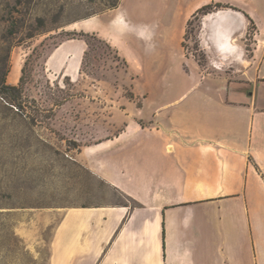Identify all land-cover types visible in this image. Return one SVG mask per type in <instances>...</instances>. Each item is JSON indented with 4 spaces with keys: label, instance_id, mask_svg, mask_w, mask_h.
Masks as SVG:
<instances>
[{
    "label": "rangeland",
    "instance_id": "obj_1",
    "mask_svg": "<svg viewBox=\"0 0 264 264\" xmlns=\"http://www.w3.org/2000/svg\"><path fill=\"white\" fill-rule=\"evenodd\" d=\"M112 1L0 0V264H58V227L66 212L136 204L90 171L82 161L88 155H80L85 146L115 137L129 119L147 123L156 107L167 108L181 94L264 98L257 63L210 57L200 37L205 15L191 16L184 26L153 25L146 38L139 28L108 25L123 8V0L107 8ZM148 1L136 15L153 16ZM221 4L209 10L240 9ZM90 17L102 26L74 25ZM109 33L120 48L103 37ZM260 42L254 22L237 41L246 59L255 60L263 53L254 49ZM3 84L20 91L3 93ZM188 101L191 109L192 97Z\"/></svg>",
    "mask_w": 264,
    "mask_h": 264
},
{
    "label": "crops",
    "instance_id": "obj_2",
    "mask_svg": "<svg viewBox=\"0 0 264 264\" xmlns=\"http://www.w3.org/2000/svg\"><path fill=\"white\" fill-rule=\"evenodd\" d=\"M141 1L123 0L108 25L139 28L147 38L153 25L184 26L204 5L237 6L203 17L202 45L215 62L258 64L264 83V0H150V18L135 14ZM249 22L261 41L258 60L246 59L237 43ZM103 37L120 48L111 33ZM198 95L181 94L147 123L129 119L115 137L84 147L90 171L136 204L66 212L58 264H264V98ZM173 107L175 114L165 113Z\"/></svg>",
    "mask_w": 264,
    "mask_h": 264
},
{
    "label": "trees",
    "instance_id": "obj_3",
    "mask_svg": "<svg viewBox=\"0 0 264 264\" xmlns=\"http://www.w3.org/2000/svg\"><path fill=\"white\" fill-rule=\"evenodd\" d=\"M118 4H119V0H114V1H112V2H110V3H108L107 4V8H115V7H117L118 6ZM215 6H222V4L221 3H210V4H207V5H204V6H202V7H200L193 15H192V18L194 19V18H196V17H198V15L199 14H203V15H207L208 13H210V12H212L211 10H209V9H212L213 7H215ZM248 17H249V15L248 14H246ZM192 18L189 20V25L190 24H192ZM251 20H252V18H251ZM77 33V32H76ZM75 33V34H76ZM2 87H3V93H5L4 92V90L5 91H8V92H19L20 91V88L18 87V86H16V85H11V84H3L2 85Z\"/></svg>",
    "mask_w": 264,
    "mask_h": 264
},
{
    "label": "bare ground",
    "instance_id": "obj_4",
    "mask_svg": "<svg viewBox=\"0 0 264 264\" xmlns=\"http://www.w3.org/2000/svg\"><path fill=\"white\" fill-rule=\"evenodd\" d=\"M113 23H115V22H113ZM116 24L120 25L119 22ZM74 25L81 27L84 30H95V29H98L102 26V22H100L96 17H90V18H86V19H83L81 21H78Z\"/></svg>",
    "mask_w": 264,
    "mask_h": 264
},
{
    "label": "water",
    "instance_id": "obj_5",
    "mask_svg": "<svg viewBox=\"0 0 264 264\" xmlns=\"http://www.w3.org/2000/svg\"><path fill=\"white\" fill-rule=\"evenodd\" d=\"M216 12H219V11H216ZM211 13H213V12H210V13H208V14H211Z\"/></svg>",
    "mask_w": 264,
    "mask_h": 264
}]
</instances>
